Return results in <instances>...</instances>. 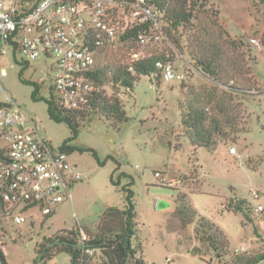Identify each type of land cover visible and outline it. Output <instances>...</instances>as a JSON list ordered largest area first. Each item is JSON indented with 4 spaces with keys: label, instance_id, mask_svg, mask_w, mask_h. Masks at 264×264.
I'll return each instance as SVG.
<instances>
[{
    "label": "rangeland",
    "instance_id": "1",
    "mask_svg": "<svg viewBox=\"0 0 264 264\" xmlns=\"http://www.w3.org/2000/svg\"><path fill=\"white\" fill-rule=\"evenodd\" d=\"M207 4V9L212 5L211 9L218 10L217 19L231 37L242 41L241 51L246 53L250 65L249 76L256 81L253 89L246 90L247 100L239 107V128L245 131L235 141H223L214 151L205 147L195 150L184 133L181 114L191 92L211 86L212 79L195 66L186 38L182 36L176 43L166 38L160 26L157 30L160 40L151 42L146 50L164 53L176 70L185 74L184 80L167 81L161 74L159 77L155 74L141 76L131 91L119 85L105 86L107 95L119 97L129 120L114 122L101 111L76 117L80 131L72 141L77 149L71 157L83 179L71 187L73 202L61 203L47 217L40 206L22 210L20 214L26 221L20 225L0 217V247L3 245L8 264H31L37 243L60 230L81 225L94 231L108 206H124L121 185L130 178L121 176L122 171L135 178L136 221L148 264H166L169 258L171 264H209L192 253L194 246L211 264H236L235 255L264 251V219L249 207L257 202L251 196L252 189L264 194V1L207 0ZM182 31L180 28L179 33ZM253 38L260 41L263 49L258 50L252 44ZM129 52L122 63L132 62ZM21 60L22 55L18 53L15 57L11 50L0 59V71L7 72L1 81L25 113L37 119L42 136L59 147L71 135V129L67 123L49 117L45 100H33V85L19 77ZM51 64V59L41 57L31 60L24 70L26 79L40 84L39 95L47 93ZM231 147L236 148V154L230 153ZM85 148L95 149L101 160L112 155L120 168L112 159L100 165ZM157 171L162 177L155 176ZM112 173L115 179L120 177L119 187L112 184ZM163 177L174 184H163ZM181 194L187 196L185 202L196 210L194 215L176 213V207L184 203ZM160 199L168 206L158 208L155 203ZM201 217L226 235L229 244L225 252L217 253L200 240ZM64 257L65 253L60 254L58 264Z\"/></svg>",
    "mask_w": 264,
    "mask_h": 264
},
{
    "label": "trees",
    "instance_id": "2",
    "mask_svg": "<svg viewBox=\"0 0 264 264\" xmlns=\"http://www.w3.org/2000/svg\"><path fill=\"white\" fill-rule=\"evenodd\" d=\"M144 5L154 9L155 18L161 26L159 30L166 33V38H171L176 43H179V38L182 36L186 38L189 54L195 66L212 79L211 86L196 88L191 92L181 114L184 133L190 143L195 150L205 147L209 151H214L227 139L237 140L238 134L245 131L244 128H239L241 122L239 107L244 100H247L246 90L253 89L256 84L255 78L249 76L250 65L246 53L241 51L242 41L231 37L229 31L222 26L217 19V9H211L212 5L207 9V0H144ZM112 15L113 20L116 21L117 9H114ZM162 21L165 25H162ZM117 26L118 32L114 39L106 38L102 32H97L100 38L97 37L96 41L99 40L100 43L97 44L96 41L92 43L96 51V62L90 71L95 90L89 102L79 108L68 109L59 103L52 75L46 95H39L40 84L23 76L30 62L24 59L20 62L22 68L19 77L22 82L33 85L31 94L33 100H45L49 117L58 123H67L71 129V135L60 145L62 150L72 153L77 149V146L72 144L80 131L79 124L75 120L77 116L88 117L101 111L107 119H114V122L123 123L129 120L119 97L107 95L105 91L107 84L119 85L131 91L141 76L155 74L157 77L160 74L163 76L158 62H171L164 53H157L152 49L145 50L142 57L133 63L131 69L129 63L121 62L126 52L131 50L129 52L131 55L139 48V34H155L158 29L152 28V21L134 22L124 27V22L120 20ZM180 28L184 29L181 34ZM118 54L122 55L118 57ZM84 151L91 152L102 166L108 159H112L118 164L117 169L120 168V163L112 155L101 160L95 149L85 148ZM120 174L130 178V181L121 185L120 177L115 179L112 173L111 182L118 187L121 185L124 206H108L94 231L84 227L88 233V239L85 241H82L76 227L45 236L35 247L36 257L32 264H45L61 252L69 254V264H77L83 258L84 245L100 250L98 264H148L144 258L143 244L136 221L137 203L133 189L135 178L124 171ZM180 196L184 203L176 207V213L194 215L196 210L185 202L187 196L185 194ZM6 207L7 203L0 189V217L3 219L6 217ZM198 232L202 234L200 240L208 243L213 251L225 252L228 248L229 242L223 231L204 217H201ZM192 253L211 264L199 248L194 246ZM0 260L2 264H8L2 247H0ZM263 261L264 251L255 254H238L234 257L236 264H260Z\"/></svg>",
    "mask_w": 264,
    "mask_h": 264
},
{
    "label": "built area",
    "instance_id": "3",
    "mask_svg": "<svg viewBox=\"0 0 264 264\" xmlns=\"http://www.w3.org/2000/svg\"><path fill=\"white\" fill-rule=\"evenodd\" d=\"M114 9L118 11L117 23L113 20ZM120 20L124 27L152 21V28H160L154 9L145 6L144 0H0V59L10 50L15 57L19 53L22 60L29 62L41 57L51 59L59 103L76 109L88 103L95 90L90 71L96 62L92 43L100 38L97 32L114 39ZM138 37L140 46L131 53V69L146 47L160 39L158 33ZM251 42L258 50L263 49L258 39ZM158 66L167 81L185 78L172 62H158ZM6 75L5 70L0 71V189L7 203L4 219L10 218L20 225L26 221L20 214L22 210L40 206L47 215L66 200L72 203L71 187L83 175L71 153L44 138L37 119L26 114L8 95L1 81ZM3 96L7 100H2ZM230 153L236 154V148L231 147ZM155 176L162 177L161 172L157 171ZM162 180L164 184H174L166 177ZM251 196L257 201L256 205H249L251 211L264 219L263 192L252 189ZM76 228L82 241L88 239L83 226ZM83 252L77 264H98V248L84 245ZM171 261L167 259L166 264Z\"/></svg>",
    "mask_w": 264,
    "mask_h": 264
},
{
    "label": "crops",
    "instance_id": "4",
    "mask_svg": "<svg viewBox=\"0 0 264 264\" xmlns=\"http://www.w3.org/2000/svg\"><path fill=\"white\" fill-rule=\"evenodd\" d=\"M78 167V166H77ZM187 172H190V171H187ZM177 182H180V180H178L177 179ZM202 182V181H201ZM201 182H200V184H201ZM198 190H200V188L198 187ZM161 200V199H160ZM159 200V201H160ZM67 201V200H66ZM159 201H156V206L158 207V202ZM65 202V201H64ZM63 203V202H62ZM57 208V207H56ZM55 208V209H56ZM53 235V234H52ZM139 235H140V230H139ZM51 236V235H50ZM2 247H3V245H2ZM62 253H65L66 255H67V257H64L63 259H62V262L61 263H59V264H69V262H70V256H69V254L68 253H66V252H61V253H59V254H57L56 256H54L51 260H49L48 262H46L45 264H58V258H60V254H62ZM144 253V252H143ZM36 257V256H35ZM35 257H34V259H35ZM144 258H145V256H144ZM146 260V259H145ZM34 261V260H33ZM146 262H147V260H146ZM33 263V262H32ZM31 263V264H32ZM148 263V262H147Z\"/></svg>",
    "mask_w": 264,
    "mask_h": 264
},
{
    "label": "water",
    "instance_id": "5",
    "mask_svg": "<svg viewBox=\"0 0 264 264\" xmlns=\"http://www.w3.org/2000/svg\"><path fill=\"white\" fill-rule=\"evenodd\" d=\"M166 206H168V203H166V202H164L163 200H160L159 202H158V208H164V207H166Z\"/></svg>",
    "mask_w": 264,
    "mask_h": 264
}]
</instances>
